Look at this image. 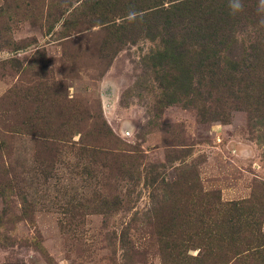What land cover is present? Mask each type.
<instances>
[{
	"label": "rangeland",
	"instance_id": "374dc122",
	"mask_svg": "<svg viewBox=\"0 0 264 264\" xmlns=\"http://www.w3.org/2000/svg\"><path fill=\"white\" fill-rule=\"evenodd\" d=\"M257 3L0 0V264H264Z\"/></svg>",
	"mask_w": 264,
	"mask_h": 264
},
{
	"label": "trees",
	"instance_id": "16d2710c",
	"mask_svg": "<svg viewBox=\"0 0 264 264\" xmlns=\"http://www.w3.org/2000/svg\"><path fill=\"white\" fill-rule=\"evenodd\" d=\"M194 1L198 2L199 0H194ZM215 33H216V31H215ZM214 36H215V34H214ZM217 45H219V46H218L216 51H210L211 52L210 54L212 55V59L209 61V64L212 66V68L214 67V65H216L217 67H220L221 62H226L225 66L228 69V72L232 73L234 71H236V72L241 71V67H239L240 66L239 62L237 63L236 60H234V59L232 60V58H230V59L228 58L225 60V57H224L223 59H221V55H220V52L224 51L223 49H227L226 55H232L231 57H234L232 50H233V48L237 47L238 43L233 38V36L227 35L225 37V40H222L221 37L218 38V44ZM172 52H174V50H172ZM175 52H178V50ZM171 56L175 59L174 54H172ZM174 59H173V61H174V63H176V60H174ZM200 63L203 64L204 60H203V62H200ZM250 67H251L250 64L244 66L242 73L248 75L249 74L248 70ZM249 71H251V70H249ZM219 74H221V70L219 71ZM253 76L255 77L256 75L252 74L251 77H253ZM230 77H232V76H230ZM256 80H257V85H258L257 89H259L258 90L259 97H258L257 101H258V105L262 109L261 114H264V84L261 85L263 83V79H261L259 76H257ZM263 117H264V115H263Z\"/></svg>",
	"mask_w": 264,
	"mask_h": 264
},
{
	"label": "clouds",
	"instance_id": "9594fccd",
	"mask_svg": "<svg viewBox=\"0 0 264 264\" xmlns=\"http://www.w3.org/2000/svg\"><path fill=\"white\" fill-rule=\"evenodd\" d=\"M228 9L231 16H236L237 14L243 12V0H228ZM256 11L260 16V25L264 26V0H258Z\"/></svg>",
	"mask_w": 264,
	"mask_h": 264
}]
</instances>
